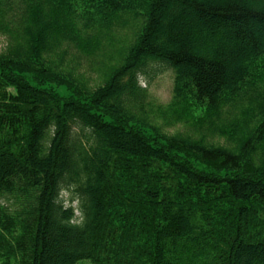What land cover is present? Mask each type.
Wrapping results in <instances>:
<instances>
[{
    "label": "trees",
    "instance_id": "trees-1",
    "mask_svg": "<svg viewBox=\"0 0 264 264\" xmlns=\"http://www.w3.org/2000/svg\"><path fill=\"white\" fill-rule=\"evenodd\" d=\"M0 36V264H264V0H0ZM162 66L233 148L154 125Z\"/></svg>",
    "mask_w": 264,
    "mask_h": 264
},
{
    "label": "rangeland",
    "instance_id": "rangeland-1",
    "mask_svg": "<svg viewBox=\"0 0 264 264\" xmlns=\"http://www.w3.org/2000/svg\"><path fill=\"white\" fill-rule=\"evenodd\" d=\"M189 17V16H188ZM142 19L140 21L137 20L138 26L141 25ZM134 20L129 22V26L126 28H122L118 31L116 35L117 43L118 41H125L127 38L131 37V32L133 28ZM250 27L255 28V24L251 25ZM116 43V44H117ZM119 45V44H118ZM8 45L6 38L4 36H0V54L7 53ZM93 58V57H90ZM96 58V57H94ZM102 58L98 57L93 60L92 65L87 61L82 62L81 69L82 74H78L82 82H85L87 87L94 90L104 84V74L99 67L101 66ZM174 82H175V73L174 71L162 66L157 67L155 72H149L147 75H141L139 77L140 86L147 90V98L145 99L144 109L147 111L148 114L154 112L152 116L155 117L154 125L160 127L161 131L169 134H181L185 138H190L194 142H202L208 146H215V147H227L233 148L235 146L236 141H231L228 136L220 135V134H212L207 126L199 127L198 125L194 124L195 121L198 120L200 117H204L206 114L205 108H200L196 106H191L190 112L193 116V119H190L189 122L186 119L181 121H176L174 111L183 112L187 116L190 117V114L185 113L184 106L185 105H177L174 104L172 106L173 110L169 108V106L175 103L174 97ZM256 104V103H255ZM254 104V105H255ZM233 110V109H232ZM140 114H144L141 110H138ZM162 112H167L164 115ZM231 112V111H230ZM232 113L236 116L231 117L233 120L235 117L240 116L239 110H233ZM223 114V119L226 117ZM238 123L242 126H245L243 120L238 121ZM256 120L250 122V126L248 129H254ZM243 132H246L243 131ZM242 137V133H239V138ZM61 199L63 200L65 207H73L76 209V215L80 216V199L77 193H75V187H72L70 190H63L61 192ZM7 201V200H4ZM6 205L14 208L16 206V202L14 199L10 198L9 201L5 202ZM79 209V210H78ZM78 264H99L95 263L93 260L85 259ZM100 264H114V263H100ZM139 264H151L150 262L142 261Z\"/></svg>",
    "mask_w": 264,
    "mask_h": 264
}]
</instances>
